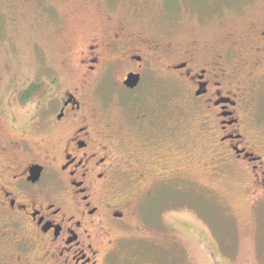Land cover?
Instances as JSON below:
<instances>
[{"label": "rangeland", "instance_id": "rangeland-1", "mask_svg": "<svg viewBox=\"0 0 264 264\" xmlns=\"http://www.w3.org/2000/svg\"><path fill=\"white\" fill-rule=\"evenodd\" d=\"M263 20L264 0H0V116L9 160L23 166L60 156L62 137L49 119L63 92L75 93L85 79L89 86L81 89L94 132L101 133L97 143L103 135L105 143L116 145L120 174L115 172L116 187L107 200L125 206L127 218L122 229L108 226L107 234L93 228L98 264H264L262 188L254 187L248 169L211 143L213 123L205 124L209 118L203 110L195 112L192 84L170 69L183 51L212 56L231 44L243 51L234 62L242 72L256 61L251 40ZM116 33L151 46L147 78L167 77L172 112L161 147L157 140L142 146L132 130H124L112 100L113 112L105 118L99 96L89 92L94 77L86 75L81 61L88 46L109 45ZM230 33L233 42L227 40ZM33 83L47 92L21 102L19 95ZM50 164L57 174V163ZM160 179L167 182L159 184ZM10 228L0 243L8 264H58L47 257L48 243Z\"/></svg>", "mask_w": 264, "mask_h": 264}, {"label": "flooded vegetation", "instance_id": "flooded-vegetation-1", "mask_svg": "<svg viewBox=\"0 0 264 264\" xmlns=\"http://www.w3.org/2000/svg\"><path fill=\"white\" fill-rule=\"evenodd\" d=\"M258 30L257 37L251 40L256 45V61L242 72L234 62L243 51L231 44L212 56L183 51V58L173 62L170 69L192 84L189 94L197 108L195 112L203 110L209 118L205 124L213 123L211 143L220 148L227 160L248 169L254 187L259 185L264 194V20ZM233 36L230 33L227 40L233 42ZM105 46L111 55L104 51ZM150 48L147 44H132L116 33L109 45L88 46V54L81 62L86 66V75L94 77L89 92L99 96L97 106L100 112L106 111L104 117L110 119L112 100L124 130H132V136L142 146L152 147L157 140L161 147L165 145L162 142L167 137L163 132L168 130V114L172 110L167 77L147 78L153 66L148 60ZM105 56L114 57L107 61ZM129 77L135 80L132 86L128 84ZM33 84L19 95L21 102L26 95L36 97L47 92L38 83ZM85 86H89L86 79L75 93L65 90L59 97L58 111L49 119L48 124L54 123L59 129L55 134L62 137L59 157L50 155L47 161L32 160L23 166L15 163L14 167V158L9 160L6 156L8 139L0 116V243L9 227L18 228L27 233L26 238L48 243L47 257L56 258L58 264H98L93 228L107 234L108 226L122 229L127 218L125 206L121 209L107 200L116 187L115 172L120 174L121 165L114 155L113 142L105 143L103 139L107 137L102 135L97 143L96 134L101 133L95 134L93 118L86 111V94L82 90ZM111 89L118 93H111ZM0 112H4L2 104ZM50 163H57V174L51 171ZM36 166L39 172L33 169ZM123 176L130 177L126 170ZM163 182L167 181L158 180L159 184ZM46 194L59 195L48 200L43 197ZM0 264H8L7 255L0 254Z\"/></svg>", "mask_w": 264, "mask_h": 264}, {"label": "water", "instance_id": "water-1", "mask_svg": "<svg viewBox=\"0 0 264 264\" xmlns=\"http://www.w3.org/2000/svg\"><path fill=\"white\" fill-rule=\"evenodd\" d=\"M129 78H131V77H129ZM135 83V80L134 79H130V82L128 81V84L130 85V86H132L133 84ZM35 171H38L39 172V170H35Z\"/></svg>", "mask_w": 264, "mask_h": 264}]
</instances>
